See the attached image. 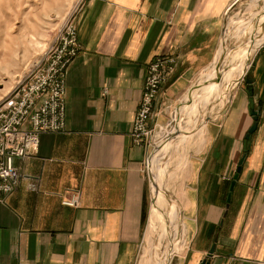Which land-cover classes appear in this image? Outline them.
Wrapping results in <instances>:
<instances>
[{
	"label": "crops",
	"instance_id": "obj_1",
	"mask_svg": "<svg viewBox=\"0 0 264 264\" xmlns=\"http://www.w3.org/2000/svg\"><path fill=\"white\" fill-rule=\"evenodd\" d=\"M236 1H83L74 20L80 52L66 74V127L43 134L37 154L14 162L20 185L0 203V264L137 263L152 214L151 149L135 146L131 132L149 64L178 63L159 93L150 123L157 130L164 106L215 63ZM255 111L258 128L247 139ZM184 184L185 251L177 264H264V49L249 81L208 123ZM76 194L77 208L63 205Z\"/></svg>",
	"mask_w": 264,
	"mask_h": 264
},
{
	"label": "rangeland",
	"instance_id": "obj_2",
	"mask_svg": "<svg viewBox=\"0 0 264 264\" xmlns=\"http://www.w3.org/2000/svg\"><path fill=\"white\" fill-rule=\"evenodd\" d=\"M83 1L84 0H0V108L7 106L16 95L20 86L46 64L50 52L56 46L58 39L64 34L65 30L69 26L74 25L76 27L74 20L83 5ZM237 1L238 3L234 4L235 7L232 6L233 9H231V11L229 10L228 15L225 17L222 47L225 44L226 50L224 49L225 51L221 54V57L217 56L215 63L211 65L209 69L196 75L188 91H186L177 103L164 106V112L161 115L163 124L158 127L157 130L154 129L150 145L151 154L145 165V170L150 181L151 207L153 208L154 205V195L152 194L153 178H157L160 179L163 189L168 194L167 198L169 199V203L172 204L173 208H179L183 217L181 224L183 231L185 229L184 175L189 162L191 158L195 157L196 153L199 152L208 123L219 117L221 113L229 107L237 88L249 81L253 61L258 51L264 49V24L262 25L264 21L258 19L264 16V0H256L254 5L251 4L253 0ZM253 30H255V33ZM261 40L262 45H260L252 55L247 52L248 56L245 59L247 70L240 83L237 86H233L230 90H227L228 88L223 86V95H225L222 96L221 100V88H215V90H217L213 92V94L211 89L208 88L209 92H207V94L211 97L207 95L205 98L209 97L211 100L208 105H205L202 100L206 94H200V92L207 81V77L214 74V66H220V64L227 65L228 69L225 73L228 74L234 67H232V65L236 64L235 61L242 55L240 54L241 50L244 52L246 50L248 51L253 42L257 45ZM225 79L228 80V75ZM194 96L198 99H196L194 106L196 112L192 113L191 110L186 111L185 109L188 108L189 104L191 105L192 102H194ZM211 106H213L216 113L211 119L207 120L204 136L196 135L183 142L185 131H181V129L186 130L185 128L191 127L192 121L196 120L199 115H204L205 109H209ZM175 122H179V124L176 127L177 129L175 128L172 132V127ZM150 129L153 128L150 127ZM160 143H162V148L157 146ZM167 207L168 201H165L164 209ZM152 213V217L146 226L144 241L136 264H158L167 247L166 241L163 239V225L157 226L158 228L156 230L155 226H153L154 224L152 225L155 220L154 212L152 211ZM174 225H177L176 219H174L171 229H175ZM153 229L156 233L152 231ZM185 239L184 236L181 247L178 244L177 249L169 254L166 252V255L169 256V260L166 264H177L179 257L182 256L185 251Z\"/></svg>",
	"mask_w": 264,
	"mask_h": 264
},
{
	"label": "built area",
	"instance_id": "obj_3",
	"mask_svg": "<svg viewBox=\"0 0 264 264\" xmlns=\"http://www.w3.org/2000/svg\"><path fill=\"white\" fill-rule=\"evenodd\" d=\"M80 52L76 27L69 26L50 52L45 65L17 90L7 106L0 108V203L15 193L20 174L15 160H25L39 151L41 136L61 133L66 127V72ZM177 59L159 57L148 67L139 109L131 137L137 147L150 146L159 93L175 72ZM107 91L104 92V95ZM79 194L63 205L77 208Z\"/></svg>",
	"mask_w": 264,
	"mask_h": 264
},
{
	"label": "bare ground",
	"instance_id": "obj_4",
	"mask_svg": "<svg viewBox=\"0 0 264 264\" xmlns=\"http://www.w3.org/2000/svg\"><path fill=\"white\" fill-rule=\"evenodd\" d=\"M258 1V0H257ZM256 2V0H253L251 2L252 5H254ZM236 3H238V1H236ZM235 3V4H236ZM234 6V5H233ZM248 7V6H247ZM253 12V11H252ZM264 14V13H263ZM260 19V21H264V16L258 18ZM242 20V19H241ZM240 20V21H241ZM264 23H262L263 25ZM243 26V25H242ZM260 26V25H259ZM262 27V26H261ZM259 29V28H258ZM255 30H253L254 32ZM257 31V30H256ZM255 33V32H254ZM259 33V32H258ZM257 35V34H256ZM254 41V40H253ZM255 42V41H254ZM252 43V46L249 48L250 50H246L245 52L243 50H241V53L242 54L240 56L239 59H237V61H235L236 64L232 65L233 69L232 71H229V73H225L226 70L228 69L227 68V65H217V66H214V74H211L207 77V81L205 83V85L203 86V88H201V92L200 94H206L204 97H203V100L204 101L203 103H205V105H208L209 101L211 100L209 97L207 92H209V89H211L212 91V94L213 92H215L218 87L221 88L220 89V100L222 99V96L223 95V86L228 88L227 90H230L233 86H237L242 77L246 74V70H247V66L245 65V59L247 58L248 54H253L255 52V50L260 46L262 45V40L259 41L257 43V45H255V43ZM254 44V45H253ZM255 46V47H254ZM225 49V44L223 47H221L220 49V52L218 54L219 57H221V54L224 53V50ZM226 54V53H225ZM234 63V62H233ZM225 74V75H224ZM224 75V76H223ZM228 75V80L225 79V77ZM217 86V87H216ZM209 88V89H208ZM215 88H217L215 90ZM226 90V91H227ZM225 91V93H226ZM229 92V91H228ZM222 93V95H221ZM199 94V95H200ZM209 96L208 98H205L206 96ZM198 96V94H197ZM195 97V96H194ZM196 98L195 97V100L194 102H192V104L190 105L189 103V106L188 108H186L185 110L188 111V110H191L192 113L196 112V110L194 109V106H195V102H196ZM201 101V100H200ZM199 101V102H200ZM219 101V99H218ZM191 102V101H189ZM221 105V104H220ZM203 109V108H202ZM199 110V109H198ZM215 109L213 108V106H211L209 109H205L204 111V115L202 116H198L196 118V120L192 121V125L191 127H187L185 128L186 130H182L181 131H185V137H184V140L183 142H185L187 139H190L192 138L193 136H196V135H201V136H204V131L206 129V126H207V120L208 119H211V117H213V115L215 114ZM189 115V114H188ZM186 116V114H185ZM190 116V115H189ZM192 116V115H191ZM194 116V115H193ZM187 117V116H186ZM196 117V116H195ZM178 121V120H177ZM183 121V120H182ZM181 123V122H180ZM179 124V122H175L173 127H172V132L173 130L177 127V125ZM182 125V124H181ZM180 126V125H179ZM177 129V128H176ZM178 132V131H177ZM181 133V132H180ZM179 133V134H180ZM178 134V133H176ZM183 134V135H184ZM171 136V135H170ZM171 138V137H170ZM174 138V136H173ZM177 138V137H176ZM170 141V140H169ZM161 142V141H160ZM159 143V142H158ZM157 143V144H158ZM166 143V142H165ZM162 143H160L159 145H157L159 148H162ZM161 145V146H160ZM168 145V144H167ZM167 147V146H166ZM158 148V149H159ZM159 151V150H158ZM162 151V150H161ZM157 152V151H156ZM186 164V163H185ZM161 172V171H160ZM154 177V176H153ZM154 179V183H153V186H152V193L154 195V205H153V212H154V216H155V220H154V223H152L153 226H155L156 230H157V226H162L163 225V239H165L166 241V244H167V247L165 249V251L163 252L162 254V258L159 260L158 264H166L169 260V256L166 255V252L169 254L170 252L174 251L175 249H177V245L179 244L180 247L182 246L183 244V237L185 236V233L184 231L182 230V227H181V224H182V221H183V217L179 211V208H173L172 207V204L169 203V199L167 198L168 194L167 192H165V190L163 189L162 185H161V182H160V179H157V178H153ZM165 184V183H164ZM165 201H168V207L166 209H164V203ZM171 201V200H170ZM153 214V213H152ZM162 216V217H161ZM152 217V216H151ZM174 219H176L177 221V225L175 226V229H171V226H172V223L174 221ZM153 222V221H152ZM151 225V226H152ZM153 232H155V230L153 229L152 230ZM152 232V233H153ZM158 232V231H157ZM156 233V232H155ZM161 233V232H160ZM155 235V234H154ZM158 236V235H157ZM149 237V236H148ZM154 238V237H153ZM154 240V239H153ZM156 241V240H155ZM153 242V241H152ZM158 248V247H157ZM156 253V252H155ZM154 254V253H153ZM159 254V253H158ZM157 254V255H158ZM155 257V256H154Z\"/></svg>",
	"mask_w": 264,
	"mask_h": 264
},
{
	"label": "water",
	"instance_id": "obj_5",
	"mask_svg": "<svg viewBox=\"0 0 264 264\" xmlns=\"http://www.w3.org/2000/svg\"><path fill=\"white\" fill-rule=\"evenodd\" d=\"M253 117H254V120H255V124L253 125V127L249 130V134L247 136V139H249L251 137V135H253L256 130H257V127H258V124H257V121H258V113L257 112H253L252 113ZM247 158V154H245L243 156V158L241 159L240 163H239V168L237 170V173L234 177V180L232 182V186H231V192L229 194V197H228V200H227V205H226V210H225V213H224V216H223V220H222V224L224 223V220L226 219L228 213H229V210H230V207H231V201H232V192L237 184V181L242 173V169H243V165L245 163V160ZM215 249H216V244H214V246L212 247L211 251H210V254L209 256H212L215 254ZM204 264H209L207 261L204 263Z\"/></svg>",
	"mask_w": 264,
	"mask_h": 264
}]
</instances>
